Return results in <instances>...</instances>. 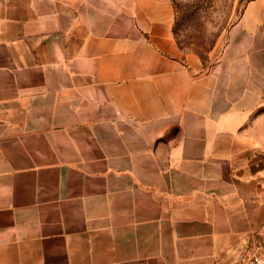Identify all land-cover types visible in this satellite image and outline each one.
I'll list each match as a JSON object with an SVG mask.
<instances>
[{"label": "crops", "instance_id": "1", "mask_svg": "<svg viewBox=\"0 0 264 264\" xmlns=\"http://www.w3.org/2000/svg\"><path fill=\"white\" fill-rule=\"evenodd\" d=\"M173 16L170 0H0V264L264 247V146L246 132L264 119V56L246 55L261 20L245 12L204 71Z\"/></svg>", "mask_w": 264, "mask_h": 264}, {"label": "rangeland", "instance_id": "2", "mask_svg": "<svg viewBox=\"0 0 264 264\" xmlns=\"http://www.w3.org/2000/svg\"><path fill=\"white\" fill-rule=\"evenodd\" d=\"M173 7V35L184 54L197 55L202 60L201 70H208L222 59L223 52L232 40L230 28L245 12L256 20L260 18V30L264 34V0H170ZM260 3V7L257 4ZM249 49L246 55L264 56V44L252 51L255 35H248ZM264 78V69L254 73L255 81ZM264 107V105H263ZM262 119V118H259ZM262 141L264 146V119L246 131ZM244 133V134H247ZM264 247L255 249L260 250ZM253 250L252 252H254ZM250 252V253H252ZM249 253V254H250Z\"/></svg>", "mask_w": 264, "mask_h": 264}, {"label": "built area", "instance_id": "3", "mask_svg": "<svg viewBox=\"0 0 264 264\" xmlns=\"http://www.w3.org/2000/svg\"><path fill=\"white\" fill-rule=\"evenodd\" d=\"M218 264H264V249L255 250L232 262H220Z\"/></svg>", "mask_w": 264, "mask_h": 264}]
</instances>
